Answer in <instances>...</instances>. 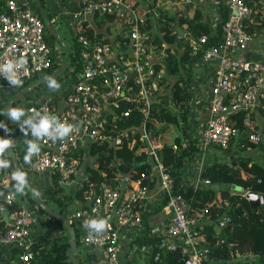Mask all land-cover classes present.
<instances>
[{
  "label": "built area",
  "instance_id": "built-area-1",
  "mask_svg": "<svg viewBox=\"0 0 264 264\" xmlns=\"http://www.w3.org/2000/svg\"><path fill=\"white\" fill-rule=\"evenodd\" d=\"M77 1L76 10L72 12L71 35L75 43L81 46V66L79 69L74 68L75 82L66 92L62 107H54L51 98L46 96L38 105L26 108L27 117L35 113L41 116L55 115L61 122L74 125V131L63 140L53 141L48 137L39 139L40 152L33 155L31 163L25 162V156H17L20 167L25 170L32 184L45 171L55 178L59 187L56 196L66 201V217L79 235V253L90 246L101 248L96 264H118L119 228H138L142 230L141 234L155 238L151 244L142 243L136 247L148 255L147 264H166L161 258L163 250H179L182 264H203L206 260H213L210 256L212 245L205 233L196 230L200 223L198 218L187 214L189 202L180 193L173 192L174 180L165 171L157 155L160 144L146 125L152 101L163 91V68H156L160 61L152 56L155 43L150 28H146L144 13L139 14L131 0ZM161 1L167 6H178L190 5L197 0ZM219 1L229 12L218 43L204 47L206 35L190 41L192 52H201L199 58L218 59L211 87V114L201 130V139L205 144L226 146L236 133L229 118L233 113L243 111L241 119L249 139L259 142V116L264 110V60H250L237 54L247 49L254 39V35L244 28L251 8L245 0H217L218 4ZM96 13L114 15L112 23L119 29L122 38H126L124 49L119 50L114 44L101 40L90 41L85 33L84 16H94ZM49 35L45 22L32 8L30 0H5V8L0 10V64L21 57L27 60V64L17 72L19 85H10L0 74V93L16 92L35 74L52 67L54 53L57 57L62 48L57 43H51ZM130 70H134L135 74L126 85ZM122 103H126L124 108H121ZM12 108H17V105ZM133 110L139 111L142 116L138 127L118 128L114 125L118 115L126 116ZM108 117L111 119L110 124L106 121ZM19 122L16 121L14 127L9 126L10 138L19 135ZM136 136L146 144V159L152 155L156 163L154 166L150 165L137 177L118 174L114 177L115 186H111L106 179H94L86 170L74 180L79 169H84L86 165L85 147L90 151V146L96 143L117 148L124 140ZM95 158L96 155H92L90 163L97 166ZM117 162L116 158L114 164ZM153 175L159 179L164 208L169 215L168 224L161 231H148L143 224L150 187L145 181ZM201 180L203 185L210 184L209 179ZM0 185L6 188L10 180L3 176ZM77 191L80 198L76 195ZM17 199L16 189L7 187L0 211L8 212L9 226L0 234V242L12 244L18 250L20 264H34L30 227L36 219V210L29 203L15 206ZM92 219H105L110 228L99 233L92 231L86 223ZM230 220V215L223 213L217 218V224L223 228ZM88 260L81 258L82 264H90Z\"/></svg>",
  "mask_w": 264,
  "mask_h": 264
},
{
  "label": "trees",
  "instance_id": "trees-1",
  "mask_svg": "<svg viewBox=\"0 0 264 264\" xmlns=\"http://www.w3.org/2000/svg\"><path fill=\"white\" fill-rule=\"evenodd\" d=\"M40 1L47 15L52 19V23L55 24L56 20H53V15L45 6L44 0ZM131 1H133L139 14L144 13L146 28H150V33L154 38L155 49L164 52L162 61L156 64L157 69L163 68L164 70V75L161 78L163 91L158 93L152 101L150 116L146 120V125L150 129L151 134L161 143L160 147L157 148V155L165 171L174 180L173 192L180 193L189 202L187 214L198 218L200 223L196 226V230L205 233L212 245L210 256L213 260H206L203 264H226V259H230L232 254L237 252H252L258 257L255 260L231 261L228 264H264V209H252L244 195L245 191L264 193V162L257 161L245 154H232L228 162L217 161L209 164L201 172L200 177L201 179H209L210 184L194 188L182 182L180 168L189 156L190 151L195 147L193 145L183 147L179 136H176L174 143H170V134L166 132L167 124L178 125L179 114L184 115L183 118L185 119L189 101V83L192 75V67L201 53L192 52L190 41L193 38L206 35L207 42L204 44V47L210 44H217L221 38L223 24L228 17V8L219 1L220 19L214 27H211L198 9H195L192 16H188L177 14L176 12L173 13L162 5H157L155 2H152V0L151 3L149 0ZM245 1L251 8V13L245 19L244 28L248 33L254 35V38H262L264 36V0ZM146 4L155 6V11L152 13L148 12ZM4 8L5 0H0V10ZM36 11L39 13L38 8ZM40 17L42 18L41 15ZM94 18L99 27L105 26L108 30L112 26L111 23L114 15L96 13ZM42 20L44 21L43 18ZM175 24L180 27L183 26V32L176 31L174 28ZM151 28L153 29L151 30ZM85 33L92 42L101 40L114 44L119 50L126 47V38H122L121 33L116 35L112 40L108 36H105L103 32H96L93 27L87 24ZM48 40L53 44H59L51 34ZM161 43L164 44L163 47H161ZM80 48L81 46L75 43L71 35L68 50L70 52V61L73 62L74 68L76 69H79L81 66L79 61ZM62 52L57 57L54 53L52 67L50 69L35 74L26 84L37 77L58 69L65 54L63 49ZM74 71H71V74ZM63 77L64 75L57 79ZM12 93L14 94L15 92L13 91ZM5 103L6 101H0V121L3 117V106ZM125 106L126 103L121 104V108ZM243 115L244 112L242 111L233 113L230 116V122L236 129V133L232 135L229 143L224 147H229L235 142L236 148L239 151H247L256 148L259 144V142L249 139L248 131L242 123L241 118ZM261 116L264 118V110L261 112ZM141 119V113L133 110L126 116L118 115L114 120V125L118 128L138 127L141 124ZM106 121L108 124L111 123L109 117ZM182 121L184 123V120ZM180 127L184 128V125ZM0 138H2L1 129ZM145 145L137 136L134 139L124 140L117 148H114L112 145H98L93 143L90 146L88 157L91 162L92 155H96L94 162L96 161L97 166L87 162L84 170H86L89 176H93L94 179H106L111 186L116 185V179L114 177L118 174H128L131 177H137L150 166L144 162L147 155ZM26 153L27 149H24L20 155L25 156ZM3 158L9 161L10 167L0 169V178L4 176L10 180V185L6 186V188L10 186L15 188L16 181L12 179V173L15 170L7 150ZM116 158L118 162L114 164ZM156 180L157 175H153L151 179L145 182L152 185ZM232 185L240 186L242 190L233 189L231 187ZM6 188L0 185V203L3 202ZM58 188L55 178H53V186L44 190V192L46 191L44 194L40 193V196L52 208L67 215L65 208L67 203L61 197L56 196ZM34 189L35 191L37 190L35 185ZM17 194L18 199L14 204L15 206L26 202L35 210L48 215L36 203L28 187L25 188L24 193L17 192ZM76 195L80 198L79 191H77ZM148 213L146 212L143 217L144 226L146 225L145 220ZM223 213H228L231 220L225 227L221 228L217 224V218ZM51 218L58 224L61 232L53 240L38 239L32 242L31 250L33 252L34 264H68L66 261L68 257L66 253L68 242L65 239L67 233L59 221L53 217ZM0 219L1 221L3 220L2 211H0ZM7 228L8 224H4V227L0 228V234H3ZM153 242H155V238H151L144 233L137 241V244H151ZM15 252L17 254L18 250L16 249ZM161 258L166 264H182V255L179 250H163L161 252Z\"/></svg>",
  "mask_w": 264,
  "mask_h": 264
},
{
  "label": "crops",
  "instance_id": "crops-1",
  "mask_svg": "<svg viewBox=\"0 0 264 264\" xmlns=\"http://www.w3.org/2000/svg\"><path fill=\"white\" fill-rule=\"evenodd\" d=\"M77 2V0H44L45 6L53 15V20H56V23L52 24L68 48L71 42L72 12L76 10L75 8L77 7ZM152 2H155L157 5H161L160 2L163 4V1L161 0H152ZM30 3L32 4V8L36 11L38 7L35 4V1L30 0ZM146 7L147 11L150 13L156 9L155 6H149L147 4ZM168 7L174 10L180 9V12H177V14L184 13V15L188 16H192L195 9H198L202 13L204 19L211 25V27H214L220 19V10L217 0H197L190 5ZM84 20L85 23L93 27L96 32H103L105 36H108L112 40L116 35L120 34L119 29L114 26L113 23L111 24L112 26H110V29L107 30L105 26L99 27L94 16L92 15H85ZM263 41L264 36L262 38L255 37L247 49L241 50L237 54L250 60H264ZM59 46L63 49L64 53H66L63 45L59 43ZM156 51L157 49H154L152 56L155 60H159L160 58L157 57ZM217 65V58L210 60L198 58L196 60L192 67V75L189 83L190 92L185 115L186 120L183 118L184 115L179 114L178 125H166V132L170 134V138L174 136L175 140L176 136H179L181 138L183 147H190L192 145L195 147L190 151L189 156L182 163V167L180 168L182 182L189 184L194 188L203 187L200 174L209 164L213 162H228L229 157L232 154H245L260 162L261 158H264V128L260 129L259 127L261 121H263L261 115L259 116L261 118H259L258 125L261 133V139L257 147L252 150L239 151L236 148L235 142L229 147H224L215 143L205 144L202 141L200 135L201 130L205 126L211 114V87L215 79ZM162 72L164 74V70ZM64 77V79L61 78L62 80L55 79V81L60 85L59 89H51L48 82L37 86L30 93L26 94L20 99V101L17 103V108H23L26 113V108L28 106L38 105V103L46 96L51 98V102L54 107H62L66 92L70 90L75 82V77L73 74H71V71H69L67 75L65 74ZM12 95L13 93L11 91L1 92L0 101H7ZM27 118L28 117L25 115L19 122V135L17 134L16 136L11 137V142L13 145L12 147L15 150L17 156H21V152H23L24 149H27L26 141L36 139L31 135L30 129L26 128L27 135H25L21 129L23 120ZM9 120L11 121L10 117ZM182 120H184V123ZM181 125H184V128H181ZM155 139L161 145L160 141L157 138ZM36 142L39 143V140ZM88 152V147H85L84 153L86 154V163L90 162ZM83 170V167L79 169L77 175L74 176V180L79 177L80 172ZM34 185L37 187L36 192L38 195H40V193L44 194L46 192H44V190H47L50 186H53V176L48 171H45L40 176L39 180H37L36 183H33V186ZM149 186L148 197L145 202L147 207L146 212L149 213L147 214L148 216L145 220L146 227H144L148 229V231L153 229H159L161 231L167 226L169 215L167 210L164 208V196L159 187V179H157L154 184ZM2 213L3 220L1 221L0 219V228L4 227V224H8L9 226L8 218L4 215L5 210H2ZM35 217L36 219L30 227L32 241H36L38 239L53 240L61 232L58 224L54 222L50 216L36 210ZM141 231L138 228H119L121 237L120 249L118 253V264H147L148 255L136 248L138 245L137 241L144 235L141 234ZM78 236L79 235L77 234V238ZM15 251L16 248L12 246V244L0 242V264H20ZM100 254L101 248L99 247L90 246L86 249V251L80 250L81 258L84 260L85 258H89L90 260H88V262L90 264H96L97 258Z\"/></svg>",
  "mask_w": 264,
  "mask_h": 264
},
{
  "label": "water",
  "instance_id": "water-1",
  "mask_svg": "<svg viewBox=\"0 0 264 264\" xmlns=\"http://www.w3.org/2000/svg\"><path fill=\"white\" fill-rule=\"evenodd\" d=\"M34 1L38 7L40 15L45 21L46 29L58 43L63 45L66 53L58 69L46 75L37 77L36 79L32 80L28 84L24 85L18 91H16L4 104L3 117L0 121V129H1L2 138L9 139L10 141H11V138L9 136V128H8L9 116L7 115L8 110L11 109L12 106L15 105V103L19 102L23 96L30 93L37 86L45 82H48L49 79H57L60 76L64 75L66 73V70L68 69L69 62H70V52L68 50V47L62 41V38L59 36L58 32L56 31L54 25L52 24V20L49 18V16L47 15L45 11L44 6L42 5V2L40 0H34ZM134 74H135L134 70L129 71V78L126 81V85L130 82V78ZM170 143H174V136L171 138ZM7 152L11 157V162L13 164L14 170L23 171V169L18 164L17 155L13 147L7 149ZM144 162L151 166H154L156 164L152 155H149L148 158ZM27 179H28V188L30 189L36 203L48 215H50L51 217L59 221L61 226L65 229L67 233V235L65 236V239L68 242V247L66 249V253L68 254V257L66 258L67 263L68 264H82L80 253H79L77 234L74 229V225L71 223V221L66 217L64 213H61L55 210L54 208H52L51 205L44 198L38 195L28 177ZM231 187L236 190H242V187L240 186L232 185ZM245 197L247 198L249 206L252 209H258V208L264 209V193H255V192L248 191L245 194ZM7 214L8 212L5 211V214H4L5 217H7Z\"/></svg>",
  "mask_w": 264,
  "mask_h": 264
},
{
  "label": "clouds",
  "instance_id": "clouds-1",
  "mask_svg": "<svg viewBox=\"0 0 264 264\" xmlns=\"http://www.w3.org/2000/svg\"><path fill=\"white\" fill-rule=\"evenodd\" d=\"M27 64V60L21 57L19 60H7L5 63L0 64V74L8 80L10 85H19L20 80L17 78V72ZM49 87L51 89H59L60 85L54 80H48ZM17 105V104H16ZM13 107V106H12ZM7 115L12 121H20L22 117L26 115L23 108H11L8 110ZM36 117H39L37 119ZM10 126V120L8 123V128ZM27 129L31 130V135L36 138L35 140L26 141L27 153L25 155V162L31 163L33 155L40 152L39 139L48 137L53 141L59 139L63 140L68 137L70 133L74 131L75 126L68 124L66 121L61 122L55 115H43L35 113L33 116H29L27 119L23 120L21 124V129L25 135H27ZM12 142L9 139L0 138V169H7L10 167L8 160L4 159L3 156L7 149L11 148ZM20 166V165H19ZM12 179L16 181L15 188L19 193H24L26 187H28L27 173L17 170L12 173ZM90 230L97 233L103 232L110 228L107 220L105 219H92L86 221Z\"/></svg>",
  "mask_w": 264,
  "mask_h": 264
},
{
  "label": "rangeland",
  "instance_id": "rangeland-1",
  "mask_svg": "<svg viewBox=\"0 0 264 264\" xmlns=\"http://www.w3.org/2000/svg\"><path fill=\"white\" fill-rule=\"evenodd\" d=\"M149 2L151 3V0H149ZM160 4L164 7V8H167V9H169L170 11H172L173 13L174 12H180V9H177V10H174V9H171V8H169L166 4H162L161 2H160ZM145 5V4H144ZM181 8H184V7H181ZM184 14V13H183ZM174 28H175V30L176 31H179V32H183V30H184V27L183 26H179V25H177V24H175V26H174ZM59 29V28H58ZM153 29V28H152ZM60 30V29H59ZM263 37V36H262ZM156 54H157V57L158 58H160L159 59V61L161 62L162 61V58H163V56H164V52L162 53L160 50H157L156 51ZM64 57H65V54H64ZM159 62V63H160ZM74 65H73V62L72 61H70V65H69V68L66 70V75L69 73V71H73L74 70V67H73ZM64 74V75H65ZM74 74V73H73ZM162 74H163V72H162ZM164 75V74H163ZM65 78V77H64ZM64 78H62V79H64ZM62 79H57V80H62ZM55 80V79H54ZM261 118V117H260ZM263 118V117H262ZM263 121H264V118H263ZM263 121H261V124L259 125V127H260V129L261 128H264V122ZM15 123H16V121H10V126L12 125L13 127H14V125H15ZM17 160H18V158H17ZM262 161H264V158L262 157L261 158V162ZM18 164H19V160H18ZM258 256L255 254V253H252V252H237V253H233L232 254V256H231V258L230 259H226V264H228V263H230L231 261H239V260H245V259H253V260H255L256 258H257Z\"/></svg>",
  "mask_w": 264,
  "mask_h": 264
}]
</instances>
